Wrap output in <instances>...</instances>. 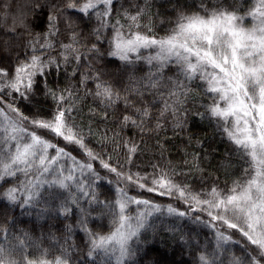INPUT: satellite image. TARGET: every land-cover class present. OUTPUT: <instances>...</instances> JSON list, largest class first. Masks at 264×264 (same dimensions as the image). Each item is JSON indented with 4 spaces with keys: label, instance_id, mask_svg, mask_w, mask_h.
I'll return each instance as SVG.
<instances>
[{
    "label": "snow or ice",
    "instance_id": "6c2138e0",
    "mask_svg": "<svg viewBox=\"0 0 264 264\" xmlns=\"http://www.w3.org/2000/svg\"><path fill=\"white\" fill-rule=\"evenodd\" d=\"M160 231L264 264V0H0V264H160Z\"/></svg>",
    "mask_w": 264,
    "mask_h": 264
},
{
    "label": "trees",
    "instance_id": "16d2710c",
    "mask_svg": "<svg viewBox=\"0 0 264 264\" xmlns=\"http://www.w3.org/2000/svg\"><path fill=\"white\" fill-rule=\"evenodd\" d=\"M192 131L203 135L205 132L210 133L211 129L198 124L193 127ZM206 139H208V143H214V141H212L210 138ZM218 139L219 138L217 137V140ZM217 146L219 148V151L222 152L223 145L220 144ZM12 211L13 214L18 217L19 221L22 223V226H29L34 219L33 217H29L27 215H20L22 210L19 208H16ZM205 231L207 230L205 229ZM148 239L149 244L145 245L144 247L150 250L149 258L158 259L160 261V264H191L192 257L189 254L188 248L182 244L178 237L174 240L172 239L171 233L160 231L159 234L155 236H153V234L149 232ZM200 239L203 240L204 236L201 235ZM141 255H143V253H141Z\"/></svg>",
    "mask_w": 264,
    "mask_h": 264
}]
</instances>
